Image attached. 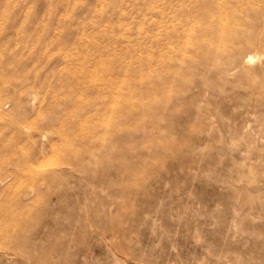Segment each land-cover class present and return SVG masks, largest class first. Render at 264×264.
<instances>
[{
	"label": "rangeland",
	"instance_id": "obj_1",
	"mask_svg": "<svg viewBox=\"0 0 264 264\" xmlns=\"http://www.w3.org/2000/svg\"><path fill=\"white\" fill-rule=\"evenodd\" d=\"M0 264H264V0H0Z\"/></svg>",
	"mask_w": 264,
	"mask_h": 264
},
{
	"label": "bare ground",
	"instance_id": "obj_2",
	"mask_svg": "<svg viewBox=\"0 0 264 264\" xmlns=\"http://www.w3.org/2000/svg\"><path fill=\"white\" fill-rule=\"evenodd\" d=\"M251 45L252 46H254L255 47V43L253 42V43H251ZM258 49H259V46H258ZM217 50V49H216ZM219 50H220V47H219ZM215 53H219V52H215ZM220 53H221V51H220ZM222 54V53H221ZM220 56V55H219ZM253 56H251V55H249V56H247V57H243V60H241V62H242V64H244V65H247V64H249V63H251L252 61H253ZM239 61V60H238ZM237 61V62H238ZM214 62V61H213ZM237 65H239L238 63H237ZM227 69V68H226ZM241 69H242V67H241ZM223 73V72H222ZM225 73V72H224ZM233 73V72H232ZM231 73V74H232Z\"/></svg>",
	"mask_w": 264,
	"mask_h": 264
}]
</instances>
